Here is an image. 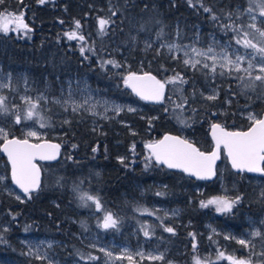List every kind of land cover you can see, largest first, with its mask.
I'll use <instances>...</instances> for the list:
<instances>
[{"label": "trees", "instance_id": "trees-1", "mask_svg": "<svg viewBox=\"0 0 264 264\" xmlns=\"http://www.w3.org/2000/svg\"><path fill=\"white\" fill-rule=\"evenodd\" d=\"M203 2L214 6L218 15L235 11L238 6H246V0ZM113 5L119 9L117 15L112 17L115 24L110 26L107 35L101 37L98 19L110 16L108 9ZM5 11L8 14L23 12L31 31L10 30L7 35L0 33V63L6 71L14 74L15 79L21 72H26L32 94L38 87L51 96L57 95L60 84L68 77H88L95 86L110 89L116 97L133 100L144 109L125 111L118 118L103 120L85 112L66 113L53 102H40L41 113L46 119L50 118L51 124L42 129L46 131L48 139L62 143V157L57 163L42 165L43 184L38 192L31 194V199L25 195L23 199H17L0 191V236L3 237L0 240V255L28 264H46L26 256L20 242L24 235H43L59 240L55 251L63 261L85 262L79 253L101 257V253L85 243L82 236L97 226L98 219L103 217V209L110 210L120 220L119 230L105 231L107 237L133 241L130 232L132 226L141 231L139 220H144L137 210L140 208L153 213L148 230L151 233L154 229V234L148 238L149 245L158 242L167 249L168 259L164 264L169 259L176 261V264H193L194 255H199L203 260L209 245L214 248V258L218 246L226 254L234 253L237 258H247L249 253L246 249L234 241L215 236L217 245L208 240L205 224L213 216L217 225L241 232L247 227L248 216L264 214V200L259 195L264 186L254 182L251 176L234 172L225 156L220 164L225 165L224 182L221 183L218 178L207 183L167 169L157 164L153 157L146 159L151 154L145 147L168 132L180 133L181 127L174 121L175 106L172 107L168 99L176 96V101L181 104L178 89H182L183 96L188 99L182 111V115L189 117L192 127L188 135L202 150L212 149L208 135L212 123L244 130L249 125L246 119L240 118V113L253 110L260 114L264 111V94L257 90L239 95L238 81L235 80L217 79L219 99L214 102L203 99L200 93L212 79L206 78L202 72L186 71L182 59H171L164 47L146 50L144 44L146 38H154L159 43L176 42L181 46L206 48L213 38L220 44L227 43L232 33L225 34L219 27L220 21H212L210 14L204 12L199 4L190 7L187 0H45L43 4L39 0H4L0 4V15H4ZM74 20H80L82 24L79 33L85 37L83 46L85 49L94 48L95 54L86 51L81 55V42L68 40L64 35L74 28ZM244 20L248 21V17L245 16ZM161 29L164 35L158 37ZM132 37L136 39L133 41ZM157 50L160 51L159 56L156 55ZM102 60H115L122 67H101ZM161 65L169 70L164 71ZM172 69L188 83L168 84L163 103L141 100L123 84L122 77L130 72L148 71L163 80L175 75ZM20 84L15 80L12 84L15 90L5 89L0 93L7 96L10 111L16 106L21 111L27 109L21 100L20 88L17 90ZM229 100L231 104L227 105ZM224 108L226 112L222 113ZM175 110L178 111V108ZM0 118L11 128L13 136H23L24 125H15L10 115H0ZM65 120L70 123H64ZM26 123L32 125L31 121ZM35 125L39 126L38 123ZM121 158L124 159L123 164ZM0 162L7 164L6 172L11 183L9 165L1 152ZM198 185L202 189L199 192L195 189ZM77 186L81 192L98 193L102 210L96 211L94 205L81 207L73 191ZM158 192L162 194L157 195ZM225 195L230 198L241 195L243 200L230 213H218L214 206H200L202 201ZM157 205L179 206L183 209L182 216L178 219L167 215V219H164L165 212ZM161 220L173 227L176 234L171 235L157 227ZM81 222L87 225L88 231H84ZM5 224L8 228L4 227ZM190 233L196 234V253L192 251ZM251 259L255 264L264 257L255 255ZM137 262L161 264L150 260ZM218 264H228V261L220 260Z\"/></svg>", "mask_w": 264, "mask_h": 264}, {"label": "snow or ice", "instance_id": "snow-or-ice-1", "mask_svg": "<svg viewBox=\"0 0 264 264\" xmlns=\"http://www.w3.org/2000/svg\"><path fill=\"white\" fill-rule=\"evenodd\" d=\"M4 0H0V4H3ZM39 3H45V0H39ZM190 7H195L199 4V7L204 12L210 14V19L214 22L220 21L219 27L222 31L232 33L230 40L225 44H220L213 38V42L210 43L206 49L197 48L191 45H179L176 43L161 45V47H167L170 54V58L173 60H180L179 53L183 54L182 64L185 66V70L191 69L193 72H202L206 78L212 79L214 82L217 79L223 80H235L238 81L237 87L240 89L239 95H247L248 92L260 91L264 94V0H246V6H238L235 11L229 10L226 13L221 12L222 15H218L214 11V6L206 5L203 0H187ZM110 16L107 18H99V35L101 37L108 34V29L111 25L115 24L112 17L117 15L119 9L113 5L108 9ZM248 17V21L244 20V17ZM7 17V18H5ZM63 23V21H61ZM158 23V21H157ZM74 28L64 33L68 40H78L81 42L80 52L84 55L86 51L93 52L94 48L85 49L83 44L86 42L83 34L79 33L82 28L80 20L73 21ZM24 31L30 32L28 24L24 21L23 12L8 14L5 11L4 15H0V33L7 35L9 31ZM143 30V26H141ZM163 29L157 33L158 37L163 36ZM136 38L132 37L134 41ZM145 48H151V44L146 43ZM173 52L177 55H171ZM156 55H160V51H156ZM87 58V57H85ZM210 61V63H209ZM111 65L114 68H120L122 65L115 60H102L101 67ZM164 71H168V68H164ZM172 77H167L163 80L158 79L155 75L149 72H143L142 75L130 72L126 76H123V84L126 88L131 89L136 96L141 100L149 101L153 103H163L165 100V90L168 84H186L188 81L177 72ZM11 75L0 78V93L3 89H13L11 84ZM83 96L82 102H76L72 99V89L69 86L68 98L65 100L55 99L52 102L60 105L64 111H68L69 107L74 114H78L81 109L89 112L91 115H100L96 109L102 107L104 113L113 111L119 115L123 110L121 106L113 105L109 107L108 102H95L90 100L91 93L87 87L80 89ZM181 93V104H175V109H181L183 111V105L188 103V99L183 96V90L178 89ZM63 93V90H61ZM236 95V94H233ZM200 96L209 101L214 102L219 99V91L217 88H213L211 94L205 95L203 92ZM171 100V97H168ZM7 96L0 94V115L11 116L15 125H24L30 128L26 123L31 121L32 124H39L40 128H48L51 126L49 123L50 118L46 119L42 115L40 110V102L47 103V97L43 94L38 95L33 102L32 97L22 96L21 100L27 105L25 111H21L19 106H16L10 111L9 104L7 103ZM231 104V100L228 101ZM129 112L135 111L134 108L129 107ZM167 111V109H165ZM195 111V110H193ZM216 115V113H212ZM102 119H106V115H101ZM181 117L177 115V119ZM247 119L249 121V127L243 131H228L220 123H212L211 133L215 142V148L210 153L200 151L192 143L186 139L180 137L166 135L162 140L155 141L153 143L146 144L145 147L150 152V157L146 158L151 160L155 158L157 164L166 165L169 169H178L190 176H194L197 179L205 180L211 179L216 175V161L220 158L221 147L227 156V159L231 162V166L238 173H256L260 176H264V113L257 114L253 111H248ZM64 123H70L65 120ZM186 126L187 122L184 121ZM135 134V133H133ZM10 132L5 127H0V141L3 142L0 151L7 154L11 163V178L15 185L24 193L28 198H32L33 192H38L41 187V169L35 163L37 160H55L59 153L60 145L51 144L44 141L43 134L38 130H28L24 132L22 137L9 138ZM34 139L35 143L31 142ZM133 145V149H134ZM95 151V149H93ZM120 162L123 164L124 159L121 158ZM59 183V181H58ZM73 191L77 194V198L80 201V206L90 208L95 206L96 211L102 210V203L99 194H91L89 192H81L79 187H74ZM162 193H157L161 195ZM261 200H264V189L260 192ZM20 199V197H17ZM243 196L236 195L235 197L218 196L201 202L202 208L214 206L218 213H230L233 208L241 203ZM23 202V201H21ZM91 202V203H89ZM141 214L152 215V212H148L146 209L137 208ZM102 219H98L97 227L105 231L109 229H118L120 223L119 218L115 216L110 210L103 209ZM175 214V213H174ZM159 219V217H158ZM164 219H167V213H165ZM264 223V222H262ZM81 227L84 231H88V227L84 222H81ZM160 227L164 232L171 235H175V229L171 226H167L161 220ZM7 231V229H5ZM141 231L146 238H151L154 234L149 232L147 225L141 226ZM192 237V251L197 252L198 243L196 242V234L190 233ZM221 233L216 229H212V235L208 236V239L218 245V241L214 240L215 236H220ZM3 237L0 236V240ZM223 240L234 241L244 249L249 250V256L247 258H237L235 254H226L225 250H221L218 246L216 248V258L212 260L210 257H206L203 260L199 255H194L193 264H218L220 260L228 261V264H254L251 259L252 255L264 257V250L256 252V244L254 241L259 240L262 247H264V228H255L247 234V237H236L231 234H223ZM90 247L103 253V264H115L116 261H128V264H138L135 260V256H139L141 259H148L150 261H159L161 264L165 262V254L159 252L144 253L143 251H137L135 255L124 249L119 254H114L110 249L103 246H97L91 244ZM80 258L85 261V264H95V262L101 260V257L92 255L89 253L85 256L83 253H79ZM167 264H172L171 261H167ZM256 264H264V259L256 262Z\"/></svg>", "mask_w": 264, "mask_h": 264}, {"label": "rangeland", "instance_id": "rangeland-1", "mask_svg": "<svg viewBox=\"0 0 264 264\" xmlns=\"http://www.w3.org/2000/svg\"><path fill=\"white\" fill-rule=\"evenodd\" d=\"M146 43L151 44V48H147V49L145 48L146 50H150L153 48L161 49V48H163V47H161V45L172 44V43H159L154 38H146L144 41V44L146 45ZM173 43H176V42H173ZM191 46H194V45H191ZM164 48L168 50L167 47H164ZM197 48H199V47H197ZM206 48H202V49H206ZM172 55H177V53L173 52ZM178 55H180L181 59L183 58L182 53H179ZM209 63H210V61H209ZM9 74L11 75V78H12L11 84H13V82L15 80L17 82L21 83L19 85V87L17 86V90L20 88L19 90H21V92H22L20 97L29 96V97H32V99L34 101H35V98L41 94H43L44 96L47 97L48 102L46 104H48L49 102H52L55 99L65 100L68 98L69 86H71V89L73 92L72 99L75 100L76 102H82L83 96L87 95V93H84L82 95L80 89H84L85 87H87L91 93L90 100L92 103H95L98 101L99 102L107 101L109 107H111L113 105L121 106L123 110L120 112V114H122L125 111H128L127 109L129 107L134 108L135 111L144 109L141 105L137 104L133 100L120 99V98L116 97L115 94L112 93L110 89L95 86L88 77H79V76L68 77L64 81V83L60 84L58 94L51 96L45 90L40 91V89L38 87H35V89H34L35 93L32 94L31 93V91H33L32 85H30L28 83L26 72H24V71L21 72L19 74L18 78L15 79L14 74H12L10 71H6L4 69V67L2 66V64L0 63V78L7 77ZM213 88H217V90L219 91V94H220V86L216 81L214 82L213 80L211 81L210 84H208L207 86L204 87L203 93L205 95L211 94ZM5 89H8V88H5ZM5 89H3V90H5ZM61 90H63V93L61 92ZM201 91H202V89H201ZM170 103H171L170 105H172V107H174L175 104H178V100L176 101V96L171 97ZM226 104L228 105L229 103L227 102ZM58 106H60V105H58ZM96 111L100 115H95V117L102 119L101 115H106L107 118L103 119V120H108L111 118H118L120 116V114L117 115L113 111H108L105 114L102 107H98L96 109ZM250 111H253V110H250ZM65 112L66 113H73L71 111L70 107H69V110L65 111ZM80 112H85V113L90 114L89 112L85 111L84 109H81L79 111V113ZM221 112L225 113L226 109L225 108L222 109ZM253 112L259 114L256 111H253ZM247 113H248V111L240 113L239 116H240V118L246 119V122L249 125V121L247 119ZM177 115H179L181 118L177 119ZM174 121L177 123V125H179L181 127L179 129L180 134L182 136H184L185 138L192 140L193 138L188 135L189 129L192 128L191 124H190L189 117L185 116L184 114L182 115L181 109H178V111L175 110ZM184 121H186L187 125H190V126H186ZM29 126H30V128H28V127L24 128V132H26L28 130H38L40 133L43 134L44 139H48L46 131H44L38 125L32 124ZM0 127H5L7 130H9V132H10L9 137L13 136L11 133V128L8 125H5L1 118H0ZM231 129H236V128L231 127ZM32 140H34V139H32ZM1 142L2 141H0V144H1ZM6 168H7V164L5 162H0V191L7 193L11 196H14L15 198L20 197V199H23L24 196L21 195L19 193V191L14 188V186L12 185V182L10 183L8 181ZM220 173H221V175H220ZM224 173H225V165H222L219 168V181L221 183L224 182ZM252 180L254 182L258 183L260 186H264V179L263 178L253 177ZM195 189L198 192L202 190L201 186H199V185ZM157 207L163 209L164 212L167 213V215L176 217L178 219L182 216V210L183 209L179 206L178 207L177 206L176 207H169L166 205H164V206L157 205ZM93 214H95V213H93ZM140 214H141V212H140ZM141 215L144 216V220H139L141 225L149 226L150 219H151L152 215H147V214H141ZM210 218L211 219L209 221H207L205 224V234L207 236V239H208L209 235H212V229L213 228L216 229L217 232L222 234V235H220V236H222V238H223V234H231V235H234L238 238L239 237H247V234L249 232H251L253 229L264 228V223H262V222H264V214L259 215V216H248L246 219L247 227L245 229H243L241 232L230 229L224 225H217L215 222L216 217L212 216ZM4 227L8 228V225L5 224ZM130 232L134 238L133 241L128 240V239L118 240L114 237H107L105 230L98 228L96 226L89 234L82 236V238L84 239V242L87 243L89 246L94 243L98 247L103 246L107 249L112 250L114 252V254H119L124 249H127L133 255H135V253L137 251H143L146 254L147 253L156 254L159 252H163L165 254V260L168 259L167 258L168 257L167 256L168 251L165 247L162 246L161 243L155 242L152 245H149V239L146 238L143 235V232L139 231L138 228H136V227L132 226V229ZM20 242L25 248V255L26 256H28L29 258L35 259V260H41L42 262H45L46 264H85V262H81V261H73V262L63 261L60 258V256L57 254V252L55 251V245L60 243L59 240L56 238H53L50 236H43V235H40V236L24 235L21 237ZM254 243L256 244V248H255L256 252H260L261 250H264V247H262L259 240L254 241ZM246 251L249 253L248 249H246ZM204 256L210 257L212 260H215V258L213 257V256H215V251H214V248L212 245H209L207 251L204 252ZM252 256L254 257L255 255H252ZM135 260L136 261H143V260H148V259H141L139 256H135ZM169 261H171L172 264H176V261H174L172 259H169ZM0 264H28V263L25 261H22V260L18 261L12 257L0 255ZM96 264H103V253H101V260L97 261ZM115 264H128V261L126 259L124 261H116Z\"/></svg>", "mask_w": 264, "mask_h": 264}, {"label": "water", "instance_id": "water-1", "mask_svg": "<svg viewBox=\"0 0 264 264\" xmlns=\"http://www.w3.org/2000/svg\"><path fill=\"white\" fill-rule=\"evenodd\" d=\"M25 21V20H24ZM143 72H148V71H143ZM143 72H133V73H136L137 75H142L143 74ZM149 73H151L152 75H155L158 79H160L156 74H154V73H152V72H149ZM129 89V88H128ZM130 91H131V89H129ZM132 92V91H131ZM133 93V92H132ZM134 95H135V93H133ZM136 96V95H135ZM165 96H166V90H165ZM136 97H138V96H136ZM139 98V97H138ZM146 102H149V101H146ZM149 103H153V102H149ZM155 104H158V103H155ZM262 113H264V111L262 112ZM215 123H218V122H215ZM222 126H224V125H222ZM225 127V129L226 130H228V131H243V130H241V129H231V128H228V127H226V126H224ZM244 130H247V128L246 129H244ZM166 135H170V136H176V137H180L181 139H186V140H188L190 143H192L195 147H197L200 151H203V152H205V153H210V152H212L213 150H214V148H215V142H214V140H213V138H212V133H211V126H210V129H209V138L211 139V141H212V149L211 150H208V151H206V150H202L194 141H192V140H190V139H187V138H185L184 136H182L180 133H170V132H168V133H166V134H164L159 140H162L163 138H164V136H166ZM13 137H16V138H19L18 136H11V137H9L10 139L11 138H13ZM159 140H157V141H159ZM44 141H46V142H48V143H51V144H59L60 145V149H59V153H58V155H57V158L55 159V160H44V161H41V160H37V161H35V163L40 167V169H41V187H42V184H43V178H44V170H43V164H52V163H57L60 159H61V157H62V152H63V145H62V143L60 142V141H58V140H54V139H44ZM31 142H33V143H35V142H37V141H35V140H31ZM150 143H153V142H150ZM2 144H3V142H1V144H0V147H2ZM149 144V143H148ZM147 149V148H146ZM148 150V149H147ZM149 151V150H148ZM1 152V154L6 158V161H7V163H8V165H9V173H10V178H11V163H10V161H9V159H8V156H7V154L6 153H4L3 151H0ZM226 157V159H227V156H226V154H225V152H224V149L221 147V150H220V158L216 161V175L215 176H213L211 179H205V180H200V179H197L196 177H194V176H190V175H188V174H186V173H184V172H182V171H180V170H178V169H170V170H173V171H178V172H182V173H184V174H186L187 176H189V177H191V178H193V179H195V180H200V181H203V182H214V181H216L218 178H219V168H220V164H221V162H222V160H223V157ZM154 158V157H153ZM154 160H155V158H154ZM227 162H228V165L230 166V168L234 171V172H236V173H238L235 169H233L232 168V166H231V162L227 159ZM160 165H162V166H164L165 168H167V169H169L166 165H163V164H160ZM243 174H246V175H248V176H253V177H259V178H264V176H260L259 174H256V173H247V172H245V173H243ZM11 182H12V185L14 186V188L15 189H17L18 191H19V193L21 194V195H24V193L15 185V183L12 181V178H11ZM41 187H40V189H41ZM33 193H35V192H33Z\"/></svg>", "mask_w": 264, "mask_h": 264}, {"label": "bare ground", "instance_id": "bare-ground-1", "mask_svg": "<svg viewBox=\"0 0 264 264\" xmlns=\"http://www.w3.org/2000/svg\"><path fill=\"white\" fill-rule=\"evenodd\" d=\"M248 176V175H247ZM251 177H253V176H251ZM259 178V177H258ZM200 181V180H199ZM203 182V181H202ZM208 183V182H207Z\"/></svg>", "mask_w": 264, "mask_h": 264}]
</instances>
